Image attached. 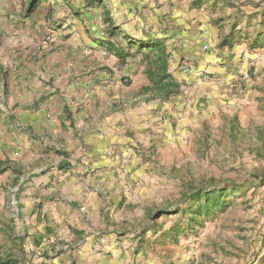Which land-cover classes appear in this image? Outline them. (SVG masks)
<instances>
[{
	"label": "crops",
	"instance_id": "obj_1",
	"mask_svg": "<svg viewBox=\"0 0 264 264\" xmlns=\"http://www.w3.org/2000/svg\"><path fill=\"white\" fill-rule=\"evenodd\" d=\"M237 1L40 0L28 11L30 0H0V252L19 264H264L260 232L250 245L239 232L237 249L222 248L239 259H218L198 224L157 221L161 178L224 95L209 75L229 92L238 72L239 32L219 45L246 18Z\"/></svg>",
	"mask_w": 264,
	"mask_h": 264
},
{
	"label": "rangeland",
	"instance_id": "obj_2",
	"mask_svg": "<svg viewBox=\"0 0 264 264\" xmlns=\"http://www.w3.org/2000/svg\"><path fill=\"white\" fill-rule=\"evenodd\" d=\"M237 6L241 7V15L246 16L238 20L240 25L237 23L234 30L240 34L236 35L239 41L235 45L245 44L234 68L238 72L226 87L229 92L222 91L217 77L209 75V84L224 95L211 98L214 106L209 107V124L200 123L203 138L198 136L192 146L181 151L182 167L166 171L161 178L160 182L167 185L166 201L157 207L166 211L165 216L158 218V223L168 227L176 221L183 222L189 215L186 207L189 197L180 203L179 190L243 182L244 186L234 194L223 197L225 208L216 207L209 215H204L203 224L199 225L202 240L199 239L198 244L209 250V257H229V260L239 259V252L234 250L229 255L222 249L224 242L234 246L237 238L243 240L240 233L247 232L250 245L253 231L260 232L264 240V183L259 184L250 177L264 172V45L247 49L249 40L261 28L260 20L264 21V0H238ZM178 208L180 212L175 214ZM16 255L21 259L18 253ZM150 255L158 258L155 249Z\"/></svg>",
	"mask_w": 264,
	"mask_h": 264
},
{
	"label": "trees",
	"instance_id": "obj_3",
	"mask_svg": "<svg viewBox=\"0 0 264 264\" xmlns=\"http://www.w3.org/2000/svg\"><path fill=\"white\" fill-rule=\"evenodd\" d=\"M40 0H30L28 11H33ZM261 28L255 31V35L248 42L247 49L253 50L258 47H262L264 45V21L260 20ZM236 25L231 27V32L227 39H224L219 45L221 47H230L234 43L233 39V31L235 30ZM250 177L254 180H257L259 184L264 183V172L259 175L253 174ZM207 186L206 188H195L189 191L188 199L189 203L187 205V210L189 215L186 216L185 224L187 226H191L193 224L202 225L204 215H209V212L215 210V208H225V203L223 200L228 193H235L236 190L244 186V183H235L230 182L228 186H219L215 188H210ZM186 198L183 197V201ZM185 211V210H184ZM0 264H19V260L11 254H4V252H0Z\"/></svg>",
	"mask_w": 264,
	"mask_h": 264
},
{
	"label": "built area",
	"instance_id": "obj_4",
	"mask_svg": "<svg viewBox=\"0 0 264 264\" xmlns=\"http://www.w3.org/2000/svg\"><path fill=\"white\" fill-rule=\"evenodd\" d=\"M50 39V37H46V39L45 40H49ZM188 70V72H191L192 70L191 69H187ZM108 154L110 153V151H108L107 152Z\"/></svg>",
	"mask_w": 264,
	"mask_h": 264
}]
</instances>
